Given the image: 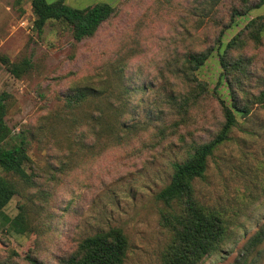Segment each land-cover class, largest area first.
Wrapping results in <instances>:
<instances>
[{"label": "rangeland", "instance_id": "obj_1", "mask_svg": "<svg viewBox=\"0 0 264 264\" xmlns=\"http://www.w3.org/2000/svg\"><path fill=\"white\" fill-rule=\"evenodd\" d=\"M65 1L77 8L110 3L117 8V14L95 36L78 41L67 25L57 21L47 23L39 33L34 27L35 14L30 0H0V94H10L7 120L14 133L26 132L31 141L29 154L45 170H50V162L55 166L63 162L69 165L74 146L77 147L74 131L81 125H73L66 132L64 120L60 119L65 113L66 93L85 87L110 91L115 76L118 80L114 65L117 67L120 61L135 53L130 59L129 71L143 69L148 82H152L138 102L137 117L143 120L156 101H162L169 91L180 92V77L169 76L170 82L162 76L159 66L164 68L175 48L183 51L185 43H193L197 35L199 43H203L201 48L207 45L203 38L208 35L213 41L219 34V28L212 21L206 26L200 24L198 29L194 27L198 23L194 12L196 0ZM242 1L221 0L218 18L225 17L233 3ZM260 15H264V4L238 16L233 26L225 30L223 44ZM186 27L192 35L188 34L181 44L178 34L185 33ZM262 38L259 43L249 41L240 51H235L242 53L250 69L248 78H244L245 98L251 91L259 93L264 89V30ZM2 56L15 61L30 57L33 68L16 78L7 70ZM222 72L217 51L197 71L199 78L208 83L210 95L215 96V87L217 91L222 89L219 82ZM226 90L224 87L219 93ZM90 95L92 103L83 104L76 111L79 118L85 112L97 111L98 101L108 102L103 96ZM205 100L206 105L196 112L195 123L182 128L185 142L174 139L143 151H133L128 145L114 147L83 164H71L72 168L65 173L58 172L61 177L57 179L40 178L44 187L49 182V188L55 192L48 201L37 199L44 206L30 202L29 208L31 218L39 225L51 219L49 212H45L46 207L51 204L50 209L56 211L53 229L44 238L47 245L53 236L56 245L47 254L45 264L58 263L56 257L51 258V253H69L80 239L111 227H120L129 238L124 264H162L170 233L161 222L163 203L157 194L170 182L174 163L185 160L194 145L209 139L217 130L216 125L223 118L219 101L216 96ZM250 104V116L244 118L238 112L239 124L231 138L209 158L206 179L196 182L202 200L226 205L237 212L235 236L203 264H264V107L253 100ZM29 131L34 135L30 136ZM41 187L39 184L33 191ZM21 199L20 195L14 196L5 212L16 216ZM36 239L34 231L20 234L0 229V263L14 260L19 264H33L24 257Z\"/></svg>", "mask_w": 264, "mask_h": 264}, {"label": "trees", "instance_id": "obj_2", "mask_svg": "<svg viewBox=\"0 0 264 264\" xmlns=\"http://www.w3.org/2000/svg\"><path fill=\"white\" fill-rule=\"evenodd\" d=\"M30 1L35 14L34 27L39 33L43 32L47 23L57 21L67 25L78 41L95 36L117 14V8L110 3L100 2L77 8L65 0ZM220 2L221 0H196L194 12L199 21H194V27L198 29L200 24L206 26L212 21L219 28V34L213 41L209 40L208 35L203 38L207 45L201 48L199 47L203 43H199V36L194 39L192 36L193 43H185L183 51L176 47L170 58H167L164 68L160 69L159 66L162 76L170 82L169 76L180 77V92L176 93L172 89L162 101H156L145 119L137 117L138 102L142 101L152 82H148V75L143 69L129 71L130 59L135 53H131L125 61L122 57L117 67L114 65L118 80L115 76V83L112 82L113 89L110 91L85 87L66 93L65 113L60 117L66 125L63 129L68 132L73 125H81L74 131L77 147L74 146L69 165L63 162L61 166H55L50 162V170L37 166L29 154L31 141L28 140V135L25 131L14 133L7 120L10 94H0V229L20 234L31 231L36 233V242L24 257L27 261L45 264L47 254L56 245L53 236L49 237L51 241L47 245L44 239L53 229L51 224L56 211L50 209L51 204L47 205L45 211L51 215L50 221H41L39 225L29 214L30 202L38 204L39 197L48 201L51 194L52 198L55 193L49 188V182L44 187L45 183L40 178L47 181L57 179L61 177L57 175L58 172L65 173V170L72 168L71 164H83L90 157L98 156L114 147L128 145L132 150L143 151L163 146L167 141L185 142L186 134L182 128L191 127L195 123L196 112L206 105L205 99H214L215 96L223 116L216 125L217 130L209 139L194 145L185 160L174 163L170 182L157 194L158 200L163 203L160 219L170 233V241L162 255V264H203L208 258L218 254L223 245L235 236L237 212L226 205L209 204L202 200L196 182L206 179L209 158L231 138L233 129L239 124L238 112L244 118L249 117L252 112L251 100L264 107V89L259 93L251 91L249 97H244V78H248L250 69L242 53L235 52L240 51L249 41H262L264 15L251 19L238 34L223 44L225 30L233 26L237 17L261 7L264 0L233 3L227 11L228 14L218 18ZM184 31L186 32L178 34L181 44L185 42L188 34L192 35L189 27ZM215 51L218 52L223 67L219 81L223 86L220 91L216 87L213 89L214 96L210 95L208 83L199 78L197 71ZM1 59L16 78L23 77L33 68L32 59L27 56L19 61L11 60L7 56H2ZM224 87H227L226 93H219ZM89 94L103 96L108 102L102 104L98 101L97 111L85 112L82 116L85 118H79L76 115L77 109L83 104L92 103ZM33 135L30 132V136ZM39 184L42 187L33 191ZM16 195H20L22 199L17 205L18 213L12 217L5 210ZM128 249L129 238L124 230L111 227L80 239L69 253H51V258L56 257L57 264H124ZM0 264L19 263L13 260Z\"/></svg>", "mask_w": 264, "mask_h": 264}]
</instances>
